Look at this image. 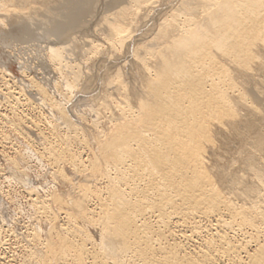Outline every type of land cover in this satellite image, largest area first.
<instances>
[{
    "label": "bare ground",
    "instance_id": "6f19581e",
    "mask_svg": "<svg viewBox=\"0 0 264 264\" xmlns=\"http://www.w3.org/2000/svg\"><path fill=\"white\" fill-rule=\"evenodd\" d=\"M8 1L0 41L46 46L58 97L67 104L77 91L83 106L75 125L51 103L72 134L67 143L93 148L86 160L66 148L50 159L64 161L78 182L50 196L47 210H63L64 226L48 218L45 243L30 252L34 264H264V136L253 150L243 147V167L222 175L225 199L202 173L200 144L209 140L206 125L237 131L249 122L244 88L264 104V0H45L48 15L30 10L36 0Z\"/></svg>",
    "mask_w": 264,
    "mask_h": 264
},
{
    "label": "rangeland",
    "instance_id": "374dc122",
    "mask_svg": "<svg viewBox=\"0 0 264 264\" xmlns=\"http://www.w3.org/2000/svg\"><path fill=\"white\" fill-rule=\"evenodd\" d=\"M2 1H3V5L6 6V8H5L6 12L4 10H2L4 12L0 11V16H2L4 13L6 14L7 11H9V9L12 10V7H13V6L10 7V5L13 4V3H11L12 1H8V0H7L8 2H6V0H2ZM39 1H41L42 3ZM46 1H49V3L52 4V2L55 0H46ZM46 1L45 0H36V3L32 2V4L30 5V10L32 12H36L38 14H39V12H41L40 14L44 13L45 15H48L46 13V10L48 7L51 6V4H48ZM40 3L42 6L40 5ZM0 4H2V3H0ZM31 7H32V9L35 8L37 11L36 10L33 11L31 9ZM42 7L43 8L47 7V8L46 9L44 8L45 11H41ZM43 8H42V10H43ZM1 29L2 30L6 29V25L4 24V21L2 19H0V30ZM87 35L90 36V34H87ZM89 36H87V37L91 38ZM104 41H105L104 39L97 40L96 42H98V43H96V44L99 46H101V44L105 46ZM145 41H146V39H145ZM100 42H101V44H99ZM144 42L142 41L141 43H144ZM4 43H3V41H0V63H2V64H0V264H32V263L34 264V262L32 261L33 259H32L31 253H32V250L34 248L35 242H39V243L44 244L46 239H47V233H48L49 224H50L48 218H55V217L57 218L55 220L53 219L54 221L52 222L55 227H63L64 226V223H63L64 220H61V218H62L61 215L63 213L62 212L63 210L60 211L59 207L54 206L53 212L56 211L57 215H56V212L52 213V211L47 210V207L49 204L52 207V204L50 203V196L53 193L62 194V196L70 194L69 193L70 182H72L73 184L78 182V180L77 181L74 180L75 178L72 175L71 168L68 165H65L64 161L58 160L53 165V162L50 159H52L53 156L57 157V156H59V154L61 155V152H63V148H66V149H68V152L70 154L69 156H71L72 158H74V157L78 158V157H80V154H81V158L83 160H86L85 158L88 157L89 153H91L93 148H91V146L85 147L83 144H80V141H79V143H77V142L74 143V141H70L71 142L70 144H69V142L67 143V141H69V140H67V138L69 137V134L70 135H72V134L62 124H60V121H61L60 116L55 113V110H54L55 107L52 106L54 104H51V103H52V101L60 102L59 104L61 106V108H60L61 111L64 110L63 108L65 107V109L67 110V111L64 110L65 113H67V115L70 116L69 117L70 120L72 122H74L75 125L76 124L79 125L80 123H78L79 121H77L75 119V117L73 116V114H75L73 111L76 110V111L80 112L81 109L83 108V106H82V104L77 103L78 102L77 100H79V95H80V94L78 95L77 91L74 92V94H73V95H75V94L77 95L75 98L72 99L70 97L72 99V101L69 97H68V99L65 100V102L68 101L67 104L64 103L62 98L58 97L57 94H58V91H59L58 89L60 88V85L57 88H55L53 86V85L57 86L59 82L57 83L56 76H55L52 68L48 65L49 64V62L47 61L48 60L47 59L48 51H47L46 46L42 43H38V44L34 43V45H33V43H31L28 46L19 45L17 47L15 45L12 46V44H11V45H9V48H6V47H8V43H5V44ZM141 43L138 45H141ZM38 46H40V47H38ZM104 46H102L101 48H103ZM22 47H23V49H22ZM99 49H100V47H99ZM4 56L6 58H4ZM108 56H110V58H111V54L107 55V57ZM7 57L9 58V61L7 60ZM72 57H73L72 60L75 61L76 63H78L81 60V57H78L76 55H73ZM3 58H4V60H3ZM110 58L108 57V59H110ZM43 61L45 62V64L42 63ZM122 63H119L116 66L112 67L108 71V72H110L108 75H112L111 77H114L115 76L114 73L116 71V70H114V68L118 69L120 67V64H122ZM259 78H260L259 76L255 77L257 82H259L261 84L262 79H259ZM48 79H49L51 84L48 83ZM259 83L257 84V87L261 86ZM243 86L246 87V84L243 83ZM263 86H264V84H263ZM50 88H52V89H50ZM46 89H47V91H46ZM53 89H55V90H53ZM11 91H12V93H11ZM51 92L53 94H51ZM244 92L247 93L246 95H247V98L249 100L248 104L251 106L249 108V114L247 116V119L249 120V122L243 123V126L241 124L237 131H235L234 129L229 128L225 125L211 126L209 124L208 125L209 128L206 125L207 139H209L210 142H209V140H202L201 141L202 143L200 142L201 147L204 151V157L201 161L202 166H203L202 170H204V168L206 169V170L202 171V173L205 176L207 174L206 178L207 177L209 178V179L207 178V180L209 182L212 181V184L214 183L212 185L210 182L213 190L215 192L217 191L216 193L218 195L220 194V196L224 197V199L228 197V195H227L228 193L224 187L225 185H227V183L223 184L221 182L222 175L226 174V173L227 174L230 173L231 171H233L237 167H240V166L243 167L244 165L238 159L240 156V152L245 147L249 150H253L256 147L260 138L262 136H264V124H263L264 118H262V117H264V104L261 102L259 103L257 101L255 102L254 99L251 98L252 96H250V93H248L245 90V88H244ZM3 94H4V96H3ZM42 96H44V98ZM60 100L63 102V104L61 103ZM250 101L253 102V107L255 106V103H256L254 110H256L258 112H259V110H261L260 112H262L263 115H260L261 113L259 114L258 112L251 110L252 102H250ZM20 102H21V104H20ZM48 102H50V103L48 104ZM49 105L52 107H49ZM260 105H263V106H260ZM10 106H12V107H10ZM260 107H262V108H260ZM31 109H33V110H31ZM50 111H54V112H50ZM251 111H252V113H251ZM242 114H246V112L244 111V112H242ZM253 114L256 116L257 119L255 118V116ZM257 115H258V117H257ZM249 116H250V119H249ZM55 117L57 119H55ZM86 119H87V117H86ZM58 120H60V121H58ZM88 120L89 119H87V123L90 121V120L89 121ZM15 127H17V128H15ZM80 128L83 129L84 127H82L80 125ZM217 129H218V131H217ZM227 130L229 132H227ZM82 131L83 130H80V134H79V131L77 132L78 133L77 136L80 140H82V138H83L82 134H84V133H82ZM218 133H220V134H218ZM244 133H245V135H244ZM240 135H242V136H240ZM40 138H41V140H40ZM228 140H229V142H228ZM41 142H43V143H41ZM55 143H56V145H55ZM231 143H235V144H231ZM50 144L52 146H55V148L57 147L56 153H55L57 155L54 154V151H53V153H51V155L48 154V152H49L48 149H50L52 147ZM57 144L59 146H57ZM48 145H50L51 147L49 148ZM208 145H210V146H208ZM58 147L61 149L59 150ZM87 148H89L90 150ZM226 149L227 150L229 149V150L227 151ZM85 150H87V151H85ZM46 151H47V153H46ZM206 152L208 154H206ZM89 156H92V155L90 154ZM205 156L208 159H206ZM47 157L49 158L48 160H47ZM212 159H213V161H211ZM255 162L256 163H254L253 165H257L258 162L257 161H255ZM207 163H208V165H207ZM234 163L236 166L234 165ZM50 164H51V166H50ZM217 165H218V167H217L218 169L216 168ZM221 166H222V168H221ZM221 169H223V170L220 173ZM57 172L60 174H58ZM55 173H56V175H55L56 178L59 177L58 179L54 178ZM239 174H241V173H239ZM61 176H62V178H61ZM66 179H67V183H66ZM215 179L217 181H215ZM219 181H220V183H219ZM46 184H47V186H46ZM96 187L92 188V189L100 188L99 186H96ZM222 187H223V189H222ZM31 188H33V189H31ZM218 190H219V192H218ZM44 201H45V203H43ZM34 202L36 203L35 206H34ZM41 205L44 206L45 208L44 207L42 208ZM40 207H41V209H43L42 211H41ZM43 211H46V214H45V212L42 213ZM41 216H43V217H41ZM47 216H49V217H47ZM46 220H48V221H46ZM35 231L37 232L36 234H35ZM87 231H88L89 235H91L92 239L94 241H96L95 240L96 237L93 236L94 234L92 233L91 229L88 228ZM36 237H38V238L36 239ZM27 241L29 242V244L31 246L28 245ZM31 242H32V244H31ZM47 264H49V263H47Z\"/></svg>",
    "mask_w": 264,
    "mask_h": 264
}]
</instances>
